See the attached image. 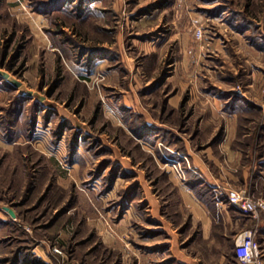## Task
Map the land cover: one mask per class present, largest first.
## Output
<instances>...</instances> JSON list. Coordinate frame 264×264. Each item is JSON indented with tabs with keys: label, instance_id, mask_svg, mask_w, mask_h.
Segmentation results:
<instances>
[{
	"label": "rangeland",
	"instance_id": "374dc122",
	"mask_svg": "<svg viewBox=\"0 0 264 264\" xmlns=\"http://www.w3.org/2000/svg\"><path fill=\"white\" fill-rule=\"evenodd\" d=\"M212 96L258 186L221 181L264 198V0H0V264H244L248 230L264 264V214L166 166Z\"/></svg>",
	"mask_w": 264,
	"mask_h": 264
},
{
	"label": "crops",
	"instance_id": "0c3cea01",
	"mask_svg": "<svg viewBox=\"0 0 264 264\" xmlns=\"http://www.w3.org/2000/svg\"><path fill=\"white\" fill-rule=\"evenodd\" d=\"M212 97L213 100H208L211 104L209 107V115L206 117L196 116L197 119L195 117L197 120H195L197 128L199 129V133L196 135V140H199L200 150L197 151L196 154L190 153L192 155V157L189 155V157H191L190 159L189 157H186L188 155L183 156L181 153H178L179 160L173 161L172 164H166V166L169 167L168 171H170L171 176L180 182L181 186L187 185L186 183L189 181V173L187 171H192L194 168L196 175L204 180L205 184L212 188L215 187L214 192L218 193L215 197L217 199V206L215 207L218 211H223L225 209L222 208L221 205L236 209V207L230 205L228 201V191L226 188L228 183L226 184V182L221 180L230 179L238 185L256 188L258 183L255 182L256 180H252L249 168L243 169L241 172L235 168L240 164L242 159V153L238 149L233 148L238 118L236 115H229L223 111L222 107L224 106V103L220 98L217 96ZM238 105L243 106V104ZM214 110L218 112L217 115ZM189 120H191V118ZM223 120L225 122V128L221 133L220 139H217L219 135L218 123ZM207 123H210V130H207V127L205 126ZM191 161L193 162V166ZM186 163L187 167L185 166ZM214 168H216L218 175L215 170H213ZM258 179H260V177ZM195 187L198 189L200 186L196 185ZM187 191L190 193V196L188 197L190 201L189 203L193 205L195 217L201 224L200 233L202 241L204 243L207 242L209 245L215 244L216 239L213 234L214 231L212 226L213 217L210 214L207 204L201 201L192 191ZM224 192H226V194Z\"/></svg>",
	"mask_w": 264,
	"mask_h": 264
},
{
	"label": "built area",
	"instance_id": "2783aa9c",
	"mask_svg": "<svg viewBox=\"0 0 264 264\" xmlns=\"http://www.w3.org/2000/svg\"><path fill=\"white\" fill-rule=\"evenodd\" d=\"M227 195L229 204L237 207L244 215L257 219L260 213L264 214V198H255L238 189L228 190ZM236 249L241 262L261 263L256 247V232L248 230L240 233L236 238Z\"/></svg>",
	"mask_w": 264,
	"mask_h": 264
},
{
	"label": "water",
	"instance_id": "95a60500",
	"mask_svg": "<svg viewBox=\"0 0 264 264\" xmlns=\"http://www.w3.org/2000/svg\"><path fill=\"white\" fill-rule=\"evenodd\" d=\"M6 78L8 77L7 75H4ZM9 212H10V214L14 217L15 216V214L13 213V211L12 210H9Z\"/></svg>",
	"mask_w": 264,
	"mask_h": 264
},
{
	"label": "trees",
	"instance_id": "16d2710c",
	"mask_svg": "<svg viewBox=\"0 0 264 264\" xmlns=\"http://www.w3.org/2000/svg\"><path fill=\"white\" fill-rule=\"evenodd\" d=\"M235 207V206H234ZM237 208V207H236ZM238 209V208H237ZM239 210V209H238ZM240 211V210H239ZM30 264H34V263H30Z\"/></svg>",
	"mask_w": 264,
	"mask_h": 264
}]
</instances>
